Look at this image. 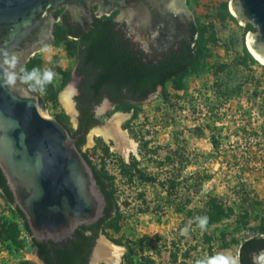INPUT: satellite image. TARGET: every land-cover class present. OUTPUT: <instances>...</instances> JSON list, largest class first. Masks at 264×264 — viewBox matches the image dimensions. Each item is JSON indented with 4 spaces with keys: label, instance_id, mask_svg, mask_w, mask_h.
Masks as SVG:
<instances>
[{
    "label": "rangeland",
    "instance_id": "374dc122",
    "mask_svg": "<svg viewBox=\"0 0 264 264\" xmlns=\"http://www.w3.org/2000/svg\"><path fill=\"white\" fill-rule=\"evenodd\" d=\"M230 1H185L197 27L196 61L185 73L144 102L103 101L93 110L99 124L80 151L110 186L116 209L99 235L122 248L120 264H196L216 255L239 264L242 242L264 237V65L246 42L257 27L240 23ZM64 13L65 7L54 12V41L24 67L57 73L45 94H35L46 117L71 134L79 117L78 41L67 34ZM66 91L72 92L71 112L61 99ZM116 113L129 114L121 126L136 153L128 159L102 138H90ZM198 216L209 218L207 230L196 226ZM189 221L188 235H181ZM0 264H43L1 189Z\"/></svg>",
    "mask_w": 264,
    "mask_h": 264
},
{
    "label": "water",
    "instance_id": "95a60500",
    "mask_svg": "<svg viewBox=\"0 0 264 264\" xmlns=\"http://www.w3.org/2000/svg\"><path fill=\"white\" fill-rule=\"evenodd\" d=\"M185 1L0 0V49L17 54L25 66L54 41L56 10L65 7L83 32L91 29L95 17L119 11L117 28L125 29L126 38L144 53L147 64L157 63L164 53L177 49L180 40L190 42L193 18ZM230 9L240 23L257 27L246 40L264 63V0H231ZM23 87L19 83L14 89L0 87V170L31 238L61 243L79 227L96 224L104 216L106 200L76 146L77 138L58 120L46 117L38 95L22 91ZM100 240L99 235L88 264ZM262 251L251 254L253 264H264V257L253 260Z\"/></svg>",
    "mask_w": 264,
    "mask_h": 264
},
{
    "label": "trees",
    "instance_id": "16d2710c",
    "mask_svg": "<svg viewBox=\"0 0 264 264\" xmlns=\"http://www.w3.org/2000/svg\"><path fill=\"white\" fill-rule=\"evenodd\" d=\"M54 16L57 18L56 14ZM61 20L67 34L78 41L75 75L80 81L75 102L79 117L77 130L70 135L76 138L82 132L76 140L79 150L88 131L99 124L93 110L105 97L114 105L128 101L144 102L158 87L185 73L196 61L197 27L193 22L189 26L190 42L186 39L180 40L177 49L164 53L161 61L147 64L144 53L132 46L130 39L126 38V32L123 28H117L118 24L113 18L95 17L88 32H83L78 24L71 22L66 13L61 15ZM40 105L44 108L41 99ZM67 130L69 131L68 128ZM82 155L92 167L97 184L105 197L104 216L94 225L79 227L71 238L61 243H38L31 238L36 255L43 264H88L102 226L115 212L116 205L109 184L97 172L89 157L85 153ZM0 189L6 200L14 205L1 170ZM15 208L31 236L24 215ZM261 249H264V237H252L242 242L239 264H253L251 254Z\"/></svg>",
    "mask_w": 264,
    "mask_h": 264
},
{
    "label": "clouds",
    "instance_id": "9594fccd",
    "mask_svg": "<svg viewBox=\"0 0 264 264\" xmlns=\"http://www.w3.org/2000/svg\"><path fill=\"white\" fill-rule=\"evenodd\" d=\"M57 79V73L50 68L33 67L31 70L20 65L17 54L10 53L5 49H0V87L9 89L16 88L17 84L24 86L21 90L24 92L46 93L47 86ZM207 216H198L194 222L201 230H207ZM193 221H189V225L181 230V235H188L189 227ZM264 257V251L253 255V260ZM196 264H236L231 257L216 255L204 259H199Z\"/></svg>",
    "mask_w": 264,
    "mask_h": 264
},
{
    "label": "bare ground",
    "instance_id": "6f19581e",
    "mask_svg": "<svg viewBox=\"0 0 264 264\" xmlns=\"http://www.w3.org/2000/svg\"><path fill=\"white\" fill-rule=\"evenodd\" d=\"M247 42V40H246ZM250 54L259 63H264L251 51L247 44ZM71 91H66L62 94L61 99L65 109L68 112L72 111ZM129 118L127 113H116L113 119L103 127L94 128L91 131V136H98L103 141L111 145L112 150L119 152L125 159L131 154L136 153V144L129 138L128 133L122 129V123ZM122 248L109 242L108 240L101 237L99 246L95 253V258L91 264H120L122 258Z\"/></svg>",
    "mask_w": 264,
    "mask_h": 264
},
{
    "label": "flooded vegetation",
    "instance_id": "af4514ba",
    "mask_svg": "<svg viewBox=\"0 0 264 264\" xmlns=\"http://www.w3.org/2000/svg\"><path fill=\"white\" fill-rule=\"evenodd\" d=\"M66 13V12H65ZM68 18H69V20L71 21V19H70V17L68 16ZM76 24V23H75ZM80 26V25H79ZM81 28V27H80ZM123 31L125 32V29H123ZM133 46V45H132ZM136 50H139L138 49V47H136V46H133ZM145 57V56H144ZM145 59V58H144ZM78 78V77H77ZM79 81H80V79L78 78V85H77V91H78V87H79ZM105 99H107L108 101L107 102H109V103H111V104H113L111 101H109V99L108 98H104L103 99V101H105ZM102 101V102H103ZM128 102H132V103H136V102H133V101H128ZM82 135V132L79 134V135H77V137L76 138H78L79 136H81Z\"/></svg>",
    "mask_w": 264,
    "mask_h": 264
}]
</instances>
